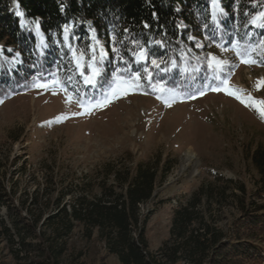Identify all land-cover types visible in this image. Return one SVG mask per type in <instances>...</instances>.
Returning <instances> with one entry per match:
<instances>
[{"label": "trees", "instance_id": "1", "mask_svg": "<svg viewBox=\"0 0 264 264\" xmlns=\"http://www.w3.org/2000/svg\"><path fill=\"white\" fill-rule=\"evenodd\" d=\"M12 1L20 15L9 9ZM262 12L264 0H215V6L213 0H0V102L31 90L48 75L87 90L63 41L64 28L70 25L69 44L77 54L84 53L86 75L93 56L91 32L102 44L103 59L95 53L99 91L124 84L117 75L123 80L139 76V86L132 88L146 94L162 87L185 91L193 82L202 86L210 70H216L208 55L233 43L243 51L251 48V59L264 67V27L251 22ZM141 49L147 55L145 63L137 62ZM153 59L159 67L151 63ZM247 159L258 176L256 191H248L242 181L213 175L179 203L170 239L156 252L150 250L145 225L155 214L160 172L166 176L175 165L168 161L161 170L150 163L133 168L112 163L102 169L101 178L76 177L61 187L55 212L45 221L34 216L35 199L28 216L12 220L11 229L19 245L42 253L32 264H59L60 243L77 226L88 239L97 232L119 264H245L241 259L264 264V244L250 239L264 232V146ZM10 202L8 186L0 181V211L6 207L13 212ZM144 205L151 206L146 214ZM228 208L239 212L241 228L247 227L251 236L242 238L241 228H232L231 234L221 228V215ZM0 229L14 243L3 220ZM41 229L50 231L49 238Z\"/></svg>", "mask_w": 264, "mask_h": 264}, {"label": "rangeland", "instance_id": "2", "mask_svg": "<svg viewBox=\"0 0 264 264\" xmlns=\"http://www.w3.org/2000/svg\"><path fill=\"white\" fill-rule=\"evenodd\" d=\"M15 3L10 2L9 9L18 15ZM72 29L70 25L68 32L64 31L63 41L73 54L75 50L69 44ZM90 36L89 50L93 52L95 46V53L100 56L102 44L94 32ZM41 42L45 49L44 40ZM251 54V48L243 51L238 43L222 46L208 55V61L212 57L224 61L223 70L213 65L216 70H210L205 84L193 82L185 91L151 89V94L122 83L99 91L98 77L93 84H86L80 75L84 72L83 60L78 69L72 56L87 90L74 89L70 81L62 83L48 75L31 90L1 101L0 181L8 186L14 211L10 213L3 207L0 222L3 220L11 229L12 220L28 216L27 209L35 199L38 205L33 209L34 216L40 215L45 221L55 212V201L63 185L83 174L101 178L107 164L133 168L138 163H150L161 170L168 161L175 165L166 176L160 172L154 193L155 214L145 225L150 250L156 252L170 239L173 214L179 203L211 181L213 175L242 181L248 191L255 192L258 176L247 155L264 146V118L254 107L226 94L221 83L227 79L230 88L243 90L245 99L250 94L255 100L264 101V85L257 90V82L264 81V67L241 62L242 55L248 59ZM106 98L109 102L105 104ZM188 152L194 158L189 168L182 171L181 163ZM67 202L69 198L61 207ZM150 208L144 205L142 212L146 214ZM221 218L220 226L228 234L232 228L239 231L243 224L234 208L225 209ZM246 229L241 228L242 238L251 236ZM1 231L0 264H32L43 256L40 251L19 245L13 230L14 243ZM41 231L49 238L50 231ZM250 239L263 245L264 232ZM60 251L59 264H119L107 253L97 232L88 239L78 226L60 243ZM239 262L254 264L255 260Z\"/></svg>", "mask_w": 264, "mask_h": 264}, {"label": "snow or ice", "instance_id": "3", "mask_svg": "<svg viewBox=\"0 0 264 264\" xmlns=\"http://www.w3.org/2000/svg\"><path fill=\"white\" fill-rule=\"evenodd\" d=\"M214 6H215V0H213ZM21 13H18V15H20ZM253 24L259 26V27H264V12L262 13H258L256 16H254L252 18L251 21ZM65 33L68 32V28L67 26H65L64 28ZM93 39L95 40V36L93 37ZM98 43V41H97ZM261 45H264V41H261ZM93 51V56L91 58L92 62L88 64V74L86 75L83 71H81L80 75L83 77L84 82L86 84H93L95 82L96 77H98L100 75V69L97 65V57L95 55L96 49L95 46H93L92 48ZM114 51H117L116 49H114ZM253 51H255V49H253ZM103 50H101L100 52V59H103ZM84 53H80L79 55L76 54V52L74 51L73 53V57L76 60L77 63V68L79 69L81 67L80 61L83 58ZM137 59L138 60H146L147 59V55L146 52L144 51V49H141L138 53H136ZM242 63H256V61L254 59L248 58L245 59L244 56L242 55ZM151 63L156 66L159 67V64L157 63V61L155 59H153L151 61ZM224 61H220L217 60L215 57L211 58V62H210V66H215L218 70H223V65H224ZM117 80H122V82L124 84H129L131 87H138L139 84V80L140 77L136 76L135 80H132L131 78H129L128 80H123L122 77H120L119 75L116 76ZM55 83H58V81H56ZM221 83L225 86L224 87V91L226 92V94L234 96L236 99H238L241 103L245 104V106L248 107H254L257 112L259 113V115L261 116V118H264V101H257L255 100L250 94H248L247 98L245 99L244 96L241 94L243 92V90L240 89H232L230 88V86H228V81L227 79H224L221 81ZM264 85V81H258L257 82V90H259V88ZM44 86V85H41ZM214 90H220L218 89H214ZM161 91H163V89L161 88ZM115 95V92L113 93ZM160 98V97H158ZM71 99V97H69V100ZM109 102L108 98L105 99V104ZM165 104H167L168 106H171V103L168 100L164 101ZM81 107H83V105H81Z\"/></svg>", "mask_w": 264, "mask_h": 264}, {"label": "bare ground", "instance_id": "4", "mask_svg": "<svg viewBox=\"0 0 264 264\" xmlns=\"http://www.w3.org/2000/svg\"><path fill=\"white\" fill-rule=\"evenodd\" d=\"M15 7L17 8L16 3H15ZM16 12L19 13L18 10ZM186 155L187 156L183 159V161L181 163L182 164L181 165L182 166V171H186L189 168V166L191 165L192 160L194 158V156H193V154L191 152H188Z\"/></svg>", "mask_w": 264, "mask_h": 264}, {"label": "water", "instance_id": "5", "mask_svg": "<svg viewBox=\"0 0 264 264\" xmlns=\"http://www.w3.org/2000/svg\"><path fill=\"white\" fill-rule=\"evenodd\" d=\"M156 194H154V197H155Z\"/></svg>", "mask_w": 264, "mask_h": 264}]
</instances>
